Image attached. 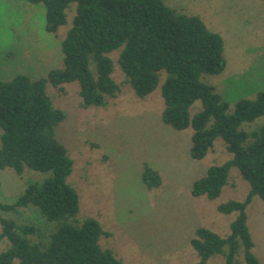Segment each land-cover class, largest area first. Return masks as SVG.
<instances>
[{
    "label": "trees",
    "instance_id": "trees-1",
    "mask_svg": "<svg viewBox=\"0 0 264 264\" xmlns=\"http://www.w3.org/2000/svg\"><path fill=\"white\" fill-rule=\"evenodd\" d=\"M18 1L42 6L45 30L54 36L67 25L69 12L74 14L61 42V67L40 78L24 73L0 78V172L50 175L30 184L16 202H0V247L5 248L0 264H126L102 245L112 237L103 224L81 215V196L70 182L74 160L59 135L68 113L49 88L65 93V86L74 83L83 109L109 107L124 85L142 101L160 89L162 123L176 132L193 130L190 157L195 161L205 159L222 140L232 158L194 180L192 197L217 200L233 172L250 190L243 201L229 200L217 208L222 215L235 214L228 236L207 227L196 230L190 243L199 260L193 264L217 258L223 264H262L254 253L247 209L255 197L264 201V90L253 100H240L230 113L216 88L203 81L227 67L224 38L201 17L180 12L166 0ZM116 68L125 77L123 84L115 79ZM197 101L202 110L192 116ZM141 181L150 191L163 184L161 173L148 164ZM30 208L41 225L7 217Z\"/></svg>",
    "mask_w": 264,
    "mask_h": 264
},
{
    "label": "rangeland",
    "instance_id": "rangeland-1",
    "mask_svg": "<svg viewBox=\"0 0 264 264\" xmlns=\"http://www.w3.org/2000/svg\"><path fill=\"white\" fill-rule=\"evenodd\" d=\"M166 3L201 17L211 31L224 38L227 67L222 74L205 76L203 81L216 88L229 104L230 113L240 100H253L264 90L262 1ZM73 14L69 12L67 25L54 36L45 30L42 6L0 0V78L9 80L21 73L40 78L61 67V42L72 25ZM114 76L124 83L118 68ZM79 90L77 83L66 85L65 93L49 88L55 103L68 113L59 135L74 160L70 182L80 193L81 215L95 217L103 224L112 237L104 238L102 245L114 249L126 264L196 263L199 257L190 243L196 230L207 227L228 236L235 214L222 215L217 208L229 200L243 201L250 190L249 184L233 172L234 178L217 200L192 197L194 180L211 166L232 158L223 141H216L214 151L205 159L195 161L190 157L193 130L176 132L162 123L160 89L142 101L124 85L109 107L90 109L81 107ZM201 110L202 103L197 101L190 112L194 116ZM145 164L161 173L160 188L150 191L142 184ZM49 177L30 170L23 177L11 169L0 172V202H16L30 184ZM247 214L254 253L264 264V201L255 197ZM7 217L20 224H42L34 208ZM209 264H223V259H211Z\"/></svg>",
    "mask_w": 264,
    "mask_h": 264
}]
</instances>
